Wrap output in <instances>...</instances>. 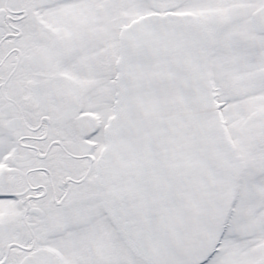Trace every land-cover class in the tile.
<instances>
[{"label":"snow or ice","instance_id":"6c2138e0","mask_svg":"<svg viewBox=\"0 0 264 264\" xmlns=\"http://www.w3.org/2000/svg\"><path fill=\"white\" fill-rule=\"evenodd\" d=\"M0 264H264V0H0Z\"/></svg>","mask_w":264,"mask_h":264}]
</instances>
